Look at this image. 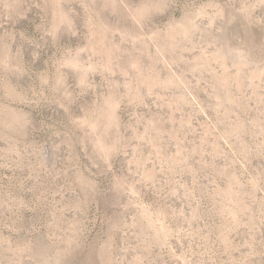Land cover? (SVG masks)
Masks as SVG:
<instances>
[{
  "label": "rangeland",
  "instance_id": "1",
  "mask_svg": "<svg viewBox=\"0 0 264 264\" xmlns=\"http://www.w3.org/2000/svg\"><path fill=\"white\" fill-rule=\"evenodd\" d=\"M0 264H264V0H0Z\"/></svg>",
  "mask_w": 264,
  "mask_h": 264
}]
</instances>
